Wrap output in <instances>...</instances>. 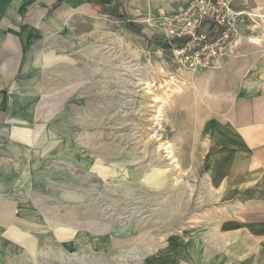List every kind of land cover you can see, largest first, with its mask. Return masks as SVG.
Instances as JSON below:
<instances>
[{
  "label": "rangeland",
  "instance_id": "374dc122",
  "mask_svg": "<svg viewBox=\"0 0 264 264\" xmlns=\"http://www.w3.org/2000/svg\"><path fill=\"white\" fill-rule=\"evenodd\" d=\"M99 1L107 11L120 3L138 31L93 4L57 12L62 41L47 48L39 96L15 104L14 122L18 137L40 140L31 155L52 171L62 205L48 213V242L1 230L22 244L15 255L0 243V264H253L264 243H236L243 231L224 229L230 205L206 163L213 124L237 126L263 72L254 59L264 54V0H220L228 9L218 0ZM207 5L231 43L183 62L164 22Z\"/></svg>",
  "mask_w": 264,
  "mask_h": 264
},
{
  "label": "crops",
  "instance_id": "0c3cea01",
  "mask_svg": "<svg viewBox=\"0 0 264 264\" xmlns=\"http://www.w3.org/2000/svg\"><path fill=\"white\" fill-rule=\"evenodd\" d=\"M91 1L0 0V235L1 230L15 228L35 244L49 241L45 229L48 213L60 211L62 203L54 200L52 171L46 162L38 164L31 155V148L40 140L36 144L33 134L29 139L16 135L22 127L14 122L15 104L39 96V69L46 67V52L62 41L63 19L56 16L57 12L65 5H74L76 9L96 2L102 4L99 0ZM254 62V67L263 72L254 78V96L244 95L253 102L252 111L245 100L238 109L237 126L213 124L216 134L208 142L206 176L210 186L221 190L223 205H230L228 213H231L223 219L224 229L231 231L234 226L244 233L235 237L237 241L233 236L228 239L261 245L264 243V54L256 56ZM16 239L3 237L0 243L12 244L17 255L18 244L22 242ZM253 252V264H264L261 263L264 254Z\"/></svg>",
  "mask_w": 264,
  "mask_h": 264
},
{
  "label": "built area",
  "instance_id": "2783aa9c",
  "mask_svg": "<svg viewBox=\"0 0 264 264\" xmlns=\"http://www.w3.org/2000/svg\"><path fill=\"white\" fill-rule=\"evenodd\" d=\"M217 5L221 9L227 3L218 0ZM208 6H202L198 12L188 10L164 22L176 38L173 40V54L183 62L200 63L205 51L214 47L223 49L231 43L230 29H226L219 13L215 16ZM205 24H209V27Z\"/></svg>",
  "mask_w": 264,
  "mask_h": 264
},
{
  "label": "trees",
  "instance_id": "16d2710c",
  "mask_svg": "<svg viewBox=\"0 0 264 264\" xmlns=\"http://www.w3.org/2000/svg\"><path fill=\"white\" fill-rule=\"evenodd\" d=\"M87 2L92 3L91 0H87ZM93 4L100 8L99 13L108 14L109 16L116 17L119 20L124 21L130 29H132L134 31H138L135 26H133V25H131L129 23L128 15L125 12L120 10L121 9V4L120 3L115 4L114 8L112 10H109V11L103 9L102 8V4H100V3L96 2V3H93ZM149 42L152 43L153 41H149Z\"/></svg>",
  "mask_w": 264,
  "mask_h": 264
},
{
  "label": "bare ground",
  "instance_id": "6f19581e",
  "mask_svg": "<svg viewBox=\"0 0 264 264\" xmlns=\"http://www.w3.org/2000/svg\"><path fill=\"white\" fill-rule=\"evenodd\" d=\"M252 41H257L259 42V39L258 38H252ZM107 209V208H106Z\"/></svg>",
  "mask_w": 264,
  "mask_h": 264
}]
</instances>
